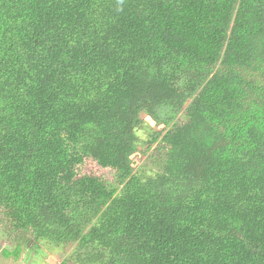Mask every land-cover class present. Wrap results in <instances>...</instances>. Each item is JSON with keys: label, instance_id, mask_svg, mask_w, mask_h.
Returning a JSON list of instances; mask_svg holds the SVG:
<instances>
[{"label": "trees", "instance_id": "16d2710c", "mask_svg": "<svg viewBox=\"0 0 264 264\" xmlns=\"http://www.w3.org/2000/svg\"><path fill=\"white\" fill-rule=\"evenodd\" d=\"M0 227L65 264H264V0H0Z\"/></svg>", "mask_w": 264, "mask_h": 264}, {"label": "rangeland", "instance_id": "374dc122", "mask_svg": "<svg viewBox=\"0 0 264 264\" xmlns=\"http://www.w3.org/2000/svg\"><path fill=\"white\" fill-rule=\"evenodd\" d=\"M146 122L151 126L155 127L156 124L150 118H146ZM165 126L161 125L157 129H163ZM147 138L143 136L142 139ZM145 148L140 146L138 153L134 154L131 159L133 167L136 170L142 169L147 166L150 161L149 154L146 156L140 151H144ZM153 168H155L153 166ZM110 176L109 174H107ZM72 247H60L56 248L47 244H42L38 248H27L23 247L18 249L14 242L5 233L4 229L0 227V264H65L66 259L70 255Z\"/></svg>", "mask_w": 264, "mask_h": 264}]
</instances>
